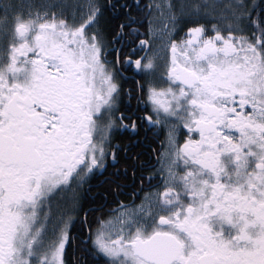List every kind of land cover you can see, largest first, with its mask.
<instances>
[{"label":"snow or ice","instance_id":"6c2138e0","mask_svg":"<svg viewBox=\"0 0 264 264\" xmlns=\"http://www.w3.org/2000/svg\"><path fill=\"white\" fill-rule=\"evenodd\" d=\"M0 264H264V0H0Z\"/></svg>","mask_w":264,"mask_h":264}]
</instances>
